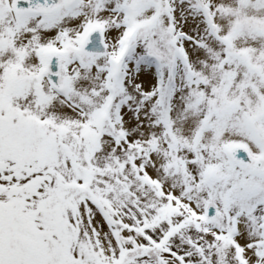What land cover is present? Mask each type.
Listing matches in <instances>:
<instances>
[{
  "label": "snow or ice",
  "instance_id": "6c2138e0",
  "mask_svg": "<svg viewBox=\"0 0 264 264\" xmlns=\"http://www.w3.org/2000/svg\"><path fill=\"white\" fill-rule=\"evenodd\" d=\"M0 264H264V0H0Z\"/></svg>",
  "mask_w": 264,
  "mask_h": 264
}]
</instances>
